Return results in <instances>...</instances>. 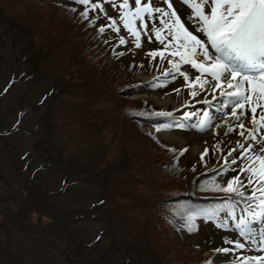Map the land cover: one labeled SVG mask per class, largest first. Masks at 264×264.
Masks as SVG:
<instances>
[{
    "label": "rangeland",
    "instance_id": "374dc122",
    "mask_svg": "<svg viewBox=\"0 0 264 264\" xmlns=\"http://www.w3.org/2000/svg\"><path fill=\"white\" fill-rule=\"evenodd\" d=\"M83 9L66 0H0V91L10 86L0 98V264H156V256L161 264H202L207 256L224 264L226 255L215 249L231 245L225 241L233 234L211 220L190 233L176 223L192 201L213 195L206 174L219 155L217 142L228 150L242 139L236 131L223 134L231 117L226 111L214 118L221 127L206 134L181 124L159 130L155 139L143 136L138 129L153 130L144 118L154 109L182 115L202 108L209 92L193 98L179 77L167 87L142 85L154 79L153 65L160 66L147 53L165 45L146 36L136 48L127 40L120 49L129 51L117 61L97 31L104 15L89 13L100 17L91 26ZM191 21L190 30L197 26ZM101 44L106 54L90 61L82 46L96 57ZM103 70L104 91L96 93L89 119L81 102L89 84L101 85ZM187 70L190 79L198 74ZM122 81L139 91L109 93ZM18 112L23 123L13 127ZM181 147L188 151L177 161ZM206 148L210 155L202 160ZM153 151L156 157L145 162Z\"/></svg>",
    "mask_w": 264,
    "mask_h": 264
},
{
    "label": "snow or ice",
    "instance_id": "6c2138e0",
    "mask_svg": "<svg viewBox=\"0 0 264 264\" xmlns=\"http://www.w3.org/2000/svg\"><path fill=\"white\" fill-rule=\"evenodd\" d=\"M105 2L117 9L119 17L108 15ZM175 2L161 0L164 6H158L156 0H120L119 3L77 0L84 6L81 17L91 26H96L100 17L96 15L89 19L90 11L98 10L108 18L110 23L100 25L98 32L104 34L106 29L111 30L117 34L120 45L128 42L119 35L120 24L134 37L137 48L141 47L142 34H151L147 35L148 40L154 35L165 49L171 45L168 59L171 67L165 70V75H171L173 79L175 74L182 76L191 97L210 92L212 100L217 96L222 98L217 111L227 109V115L231 117V121L224 120L226 130L223 134L236 131L242 139L228 149L226 156L220 157L224 161L221 171L226 173L230 166H235L231 170L237 174L224 179V183L212 181L214 190L229 195L216 208L189 212L187 226L192 230L197 215L219 219L218 226L222 228H228L230 220L241 237L225 241L234 245L231 251L245 249L251 244L264 252V227L259 233L253 227L257 223L264 225V147L259 152H250L253 141L264 145V135H260L264 134V0H181L190 8L188 19L195 17L197 21V27L192 30L186 26L182 14H178ZM149 55L152 58L159 56L161 60L165 58L162 50L151 51ZM183 65H189L198 74L190 79L188 70H182ZM175 91L179 92V89ZM204 103L211 107L207 98ZM157 115L170 116L171 113L159 112ZM213 120V115L205 111L192 127L201 131L220 128L221 125L214 124ZM245 120L250 126H246ZM215 150H223L219 141ZM207 151L206 148L201 154L202 160ZM238 204L243 205L239 215L236 212ZM221 212L225 214L223 218ZM215 251L227 253L230 249ZM236 264H264V256L241 253Z\"/></svg>",
    "mask_w": 264,
    "mask_h": 264
},
{
    "label": "trees",
    "instance_id": "16d2710c",
    "mask_svg": "<svg viewBox=\"0 0 264 264\" xmlns=\"http://www.w3.org/2000/svg\"><path fill=\"white\" fill-rule=\"evenodd\" d=\"M82 48H83V51H88L89 52V54H90V61L92 60V58H96V59H98V58H103V55L104 54H106V49L103 47V46H101V49L100 50H102V53H100L99 55H97L96 57L95 56H93L91 53H90V51L88 50V47L87 46H82ZM86 58H87V56H85ZM97 63H95L94 65H96ZM89 69H91V67L89 68ZM105 74H106V70H103L102 72H101V85L99 84H96V83H92V84H89V88H90V93H89V95L88 96H86L85 98H84V100L81 102V104L82 103H84V104H86V106H87V108H89V109H91V110H95L96 109V106H95V98H96V93L98 92V91H104V85H103V81H104V76H105ZM132 91H130V87H127V88H124V89H118V88H116V87H110L109 88V93H125V95L128 97V95H129V93H131ZM72 99H76V98H72ZM159 112H164V110L163 109H154L152 112H150V114H148L144 119H147L151 124H157V123H159L160 122V119H161V117L162 116H160V115H157V113H159ZM115 117V116H114ZM116 118V117H115ZM130 121L132 120V119H136L135 117H127ZM47 123H48V120H47ZM138 131L143 135V136H148V137H151V138H154L155 139V137H154V135H153V133H151V132H143V131H141V130H139L138 129ZM158 151H153L152 153H150L149 155H148V161L147 160H145L144 159V161L145 162H151V161H153V159L156 157L155 155L156 154H154V153H157ZM159 167H161L160 166V164H157V166H156V169H159ZM148 171H149V179L151 178V176H152V174H153V170H150V169H148ZM156 259H155V262H156V264H161V258L160 257H155Z\"/></svg>",
    "mask_w": 264,
    "mask_h": 264
}]
</instances>
